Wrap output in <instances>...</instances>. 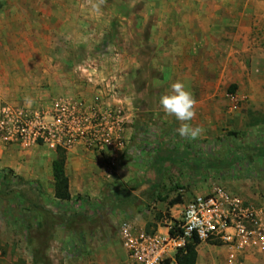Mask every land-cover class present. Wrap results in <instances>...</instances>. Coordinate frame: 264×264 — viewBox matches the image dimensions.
<instances>
[{
  "label": "rangeland",
  "instance_id": "374dc122",
  "mask_svg": "<svg viewBox=\"0 0 264 264\" xmlns=\"http://www.w3.org/2000/svg\"><path fill=\"white\" fill-rule=\"evenodd\" d=\"M53 18L63 20L67 31L60 39L72 47L60 45L59 51L96 59L101 70L117 77L128 99L134 148L122 158L124 174L104 183L131 192L100 201L79 195L74 202L40 208L35 204L40 191L30 186L48 177L26 178L0 163V169L10 168L29 181L0 194V246H6L9 263L17 262V249L36 245L65 250L82 264L123 262L120 226L136 213L132 195L160 174L162 165L152 164V148L162 139L164 148L174 146L180 156L176 164L164 162L160 196L149 200L158 217L154 202L160 197L172 194L181 202L186 192L203 194L217 185L264 184V156L253 150L264 145V0H0V51L6 36L17 48V26L49 29ZM75 28L85 31L79 48ZM177 81L197 102L189 123L204 130L186 143L177 131L181 122L159 104ZM230 153L239 158L234 169L214 167ZM38 211L43 221L36 223ZM199 249L198 264H264L263 254L247 261L226 258L217 241Z\"/></svg>",
  "mask_w": 264,
  "mask_h": 264
},
{
  "label": "crops",
  "instance_id": "0c3cea01",
  "mask_svg": "<svg viewBox=\"0 0 264 264\" xmlns=\"http://www.w3.org/2000/svg\"><path fill=\"white\" fill-rule=\"evenodd\" d=\"M53 24L49 29H38L37 27L17 26V43L16 49L9 46L8 36L2 39L4 47L0 51V107L4 103L19 106L25 103V97H31L34 101L31 106L46 107L59 96H68L77 98L79 96L85 97L91 106L97 104L96 97L100 94L99 90L95 87V83H90L81 77L84 73L77 71V65L82 61H87L84 58H76L71 50L59 51L62 48H72L66 45V41L60 39V34L66 32V25L60 23V18L51 19ZM77 22V21H76ZM59 23V24H57ZM62 24V25H61ZM28 28V29H27ZM30 28L33 29L32 32ZM80 28V25H79ZM78 28V29H79ZM77 28L73 29L77 35L78 48L83 46L82 34L85 31H78ZM65 42V43H64ZM76 42V43H77ZM74 46V45H72ZM85 46V44H84ZM86 58V59H85ZM96 60V59H94ZM92 60V61H94ZM95 62V61H94ZM83 70V69H82ZM103 70L98 69L94 80L98 81L100 76L104 74ZM75 74V77H74ZM84 76V74H83ZM122 96L125 98V104L128 102L123 92ZM107 99L106 102H109ZM105 103V102H104ZM99 107L104 108L105 104L100 103ZM133 121V119H132ZM173 133V131H172ZM132 137V128L128 126L126 131V141L128 143L127 151L124 157L133 151L134 143ZM162 139L158 142L160 147L164 148ZM184 143L193 140H183ZM137 142H142L138 139ZM170 148L174 146L169 145ZM160 148L159 146H157ZM156 147V148H157ZM136 149V147H135ZM184 150H187L183 148ZM140 151V149H139ZM152 151L155 150L152 148ZM66 174L69 178V190L71 198L69 200H59L55 196V180L53 176V160L57 157V149L45 144L35 143H21L15 141H8L0 137V163L2 165L11 167L15 171L26 177H48L41 185L33 184L30 187L33 190L40 192V200L35 204L40 208H53L55 205L61 206L66 202H74L79 195L91 198L92 200H102V196L112 194L115 198L120 194H116L120 188L116 186L108 187V183H104L106 179L114 180L116 177H121L124 174V169H118L112 175L107 174V154L106 152L90 151L85 149L82 145H78L74 149L66 151ZM164 161L160 169H164ZM160 172V171H159ZM108 177V178H107ZM47 182V183H46ZM150 187H143L140 193L132 195V198L138 196L145 204H137L134 199L130 198L132 206L136 207V213L127 218L138 230H145L147 232L153 231H166L169 224L178 218L186 203L191 200L195 195L191 192L184 194L183 201H174L172 194L164 200L159 199L154 202L155 209H159L158 216L150 204V199H147L146 190ZM230 190L239 193L247 200L252 202L258 207L264 206V184L257 183L256 185L247 184L235 187H228ZM131 192V191H130ZM105 193V194H104ZM76 198V199H75ZM144 207L143 209H141ZM54 213L56 211H53ZM161 216V218H160ZM42 214L38 211L36 223L42 222ZM151 226V227H150ZM208 244V242H200L197 246L198 259L196 264L199 263L200 249L199 247ZM35 245V244H33ZM224 247L223 251L230 256L232 249L221 243ZM6 247V246H5ZM0 246V264H82V261L72 254H67L64 250L56 252L51 247H46L43 250L37 249L32 246L30 251L24 249H17L15 263H9L6 248ZM122 249L125 254V259L115 264H124L127 259V253L124 247ZM223 252V253H224ZM260 255L264 253H235V257L244 256L247 259L253 260V255ZM214 254H211V257ZM229 259V257H228ZM84 264H97L95 261H87Z\"/></svg>",
  "mask_w": 264,
  "mask_h": 264
},
{
  "label": "built area",
  "instance_id": "2783aa9c",
  "mask_svg": "<svg viewBox=\"0 0 264 264\" xmlns=\"http://www.w3.org/2000/svg\"><path fill=\"white\" fill-rule=\"evenodd\" d=\"M77 67V71H84L80 76L94 82L99 90L98 106L89 105L82 96H59L49 106L36 108L4 103L0 107V137L66 151L82 145L90 151L106 152L107 174L112 175L126 153V131L133 122L132 115L116 76L104 73L95 81L100 67L90 60ZM100 103L105 107H99ZM119 232L127 253L124 264H180L176 254L195 237L200 242L217 241L230 247L232 258L239 252L264 253V206L258 207L228 187L217 185L189 200L166 231L138 230L126 220Z\"/></svg>",
  "mask_w": 264,
  "mask_h": 264
},
{
  "label": "trees",
  "instance_id": "16d2710c",
  "mask_svg": "<svg viewBox=\"0 0 264 264\" xmlns=\"http://www.w3.org/2000/svg\"><path fill=\"white\" fill-rule=\"evenodd\" d=\"M238 149H242L244 146L243 144H238ZM187 148V146H186ZM155 150L152 158V164L154 166L159 167L162 165L163 161H171L172 163H177V158L180 156L176 153V149L171 147L166 148H156L153 147ZM255 153H258L261 156H264V145L259 149H253ZM185 154V152H184ZM66 150L58 147L57 148V157L53 160L52 168H53V176L55 180V196L59 200H69L71 198L70 190H69V178L66 174ZM239 160L238 157H235V154H226L221 160L214 163V167L217 169H225V168H232L234 169L235 164ZM163 169H160L159 176H156L154 180H150L149 184L150 187L144 192L146 194V198H155L160 196L158 192V187L162 184L161 174ZM29 183V181L25 180L22 176L17 175L14 173L13 170L10 168L0 169V194L6 190V188L10 187L12 184L15 183ZM123 188V187H122ZM121 192L130 193V191H126V188L119 189L115 191L116 194H120ZM132 199L135 200L137 204H145L142 202V199L138 196L133 197ZM160 199H164V197H160ZM149 206V205H148ZM200 243L198 237H195L186 247V249L179 251L176 254V258L180 264H196L198 259V251L197 246Z\"/></svg>",
  "mask_w": 264,
  "mask_h": 264
},
{
  "label": "clouds",
  "instance_id": "9594fccd",
  "mask_svg": "<svg viewBox=\"0 0 264 264\" xmlns=\"http://www.w3.org/2000/svg\"><path fill=\"white\" fill-rule=\"evenodd\" d=\"M33 102L31 97H25L26 105H31ZM196 103L192 92L181 81L173 83L171 90L159 99V104L164 113L181 122L177 129L179 135L189 140L197 139L204 131L202 127H193L189 123L196 115Z\"/></svg>",
  "mask_w": 264,
  "mask_h": 264
}]
</instances>
